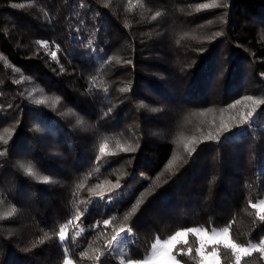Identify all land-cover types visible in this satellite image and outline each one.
I'll return each instance as SVG.
<instances>
[{
	"label": "trees",
	"instance_id": "trees-1",
	"mask_svg": "<svg viewBox=\"0 0 264 264\" xmlns=\"http://www.w3.org/2000/svg\"><path fill=\"white\" fill-rule=\"evenodd\" d=\"M246 97L264 101V0H0V264H119L122 229L125 259L195 227L264 247V104ZM197 248L190 232L173 253Z\"/></svg>",
	"mask_w": 264,
	"mask_h": 264
},
{
	"label": "snow or ice",
	"instance_id": "snow-or-ice-1",
	"mask_svg": "<svg viewBox=\"0 0 264 264\" xmlns=\"http://www.w3.org/2000/svg\"><path fill=\"white\" fill-rule=\"evenodd\" d=\"M199 8H208L210 7V5L208 4H202L198 6ZM217 36L220 35V33H216ZM38 44H41V46L44 45V43L46 42H41V41H37ZM52 56L55 57L56 53L53 52ZM127 88L121 89V91H127ZM245 99L247 100H252L254 105H260V104H264V101L261 100H255L252 97H246ZM38 103H41L42 101H37ZM237 103H239V101H237ZM254 111L255 109H253V111H249L246 116H244L241 119V123H245L246 121H248L250 118H253L254 116ZM205 139L207 140H212V139H217V137H213V136H208L205 137ZM117 147H121L119 144L117 145ZM187 147V146H186ZM107 148V143H104L100 146V152L103 154L105 149ZM123 151H135V148L132 147H127V148H123ZM99 159V157H98ZM25 172L29 175H35L33 168L32 167H27L24 169ZM39 180L44 181V182H48L49 181V177L48 176H40L37 177ZM261 204H264V201H261ZM252 207H257V205L253 204ZM136 211V207L134 206L131 210V212H129L126 216H125V220L128 219L129 216H131L134 212ZM9 215H11V213H9ZM259 219L261 221H264V215H260L258 213ZM105 225H107L109 222L106 220L104 221ZM126 230H121V233H123ZM199 229H187L184 231H178L175 233V235H173L172 237H170L168 240H165L163 242V245L166 247V251H159L157 250V245L160 244V241L157 240L156 243H154L152 245V253L149 257H147L144 261H129V264H150V262L152 261H159V264H168L169 261H176V257L172 255L171 253V247H174V245L172 244L173 241L177 240V237H181L184 236L187 232H199ZM121 233H117V236L113 237V241H117V238L119 236H121ZM215 230L213 231V236H215ZM223 237H225V239L222 241L223 243V247L225 249H231L232 253L236 256V264H239L240 262V255L239 254H243V255H249L250 254V248L254 251H259L261 253H264V247H260V246H254V245H250L249 247H245L242 245H238L235 242H233L231 239H227L228 234H229V229L228 228H224L223 229ZM60 238L61 240H63L65 238V232L63 230H61L60 232ZM261 245H264V240L261 241ZM217 249L215 247H213L212 252L209 253V256L214 257V261H209L206 257L201 256V261L200 264H218V260L219 258L215 256ZM196 252L199 254L201 253V248H197ZM239 253V254H238ZM65 264H71V261L66 260ZM176 264H179L178 261H176Z\"/></svg>",
	"mask_w": 264,
	"mask_h": 264
},
{
	"label": "rangeland",
	"instance_id": "rangeland-1",
	"mask_svg": "<svg viewBox=\"0 0 264 264\" xmlns=\"http://www.w3.org/2000/svg\"><path fill=\"white\" fill-rule=\"evenodd\" d=\"M258 209L259 210L261 209V204L258 205ZM189 229H199L200 230L199 232H191V233H193L197 237V240H198V248H201V253H199L200 258H201V256H204L209 261H214V257L209 256V253H211L212 250L209 251L207 249V247L210 244L222 243V241L225 239V237H223V234H222L224 228L206 230L204 228L195 227V228H189ZM125 230L126 231H124L123 233L120 232L121 233V236H119L117 238V241H113V240L111 241L110 247H109V251L111 253H116L118 255L119 264H129V261L130 260L131 261H144L147 257H149L151 255V253L153 251L152 246L144 254V256L142 258H140V259H137V260L125 259L124 256H125V254L127 252V247H128L129 241L131 240V232H130V230H128V229H125ZM184 230H187V229L186 228L179 229L176 232H178V231H184ZM214 230H215V233H216L215 236H213V231ZM176 232H174L172 235H170V236H168V237H166L164 239H156L153 242V244L156 243L157 240L160 241V244L157 245V250L162 251V252L163 251H166L167 249L163 245V242L165 240H168L173 235H175ZM188 233H190V232H187L184 236L177 237V240L176 241H173L172 244L175 246L178 242H182V241L186 240V237H187V234ZM65 238H66V232H65ZM227 239H230L229 234H228ZM250 245H254V244L253 243H249L247 245H242V246L249 247ZM173 248L174 247H171V253H172L173 256H175L174 253H173ZM251 250L252 249L250 248V251ZM239 255L242 256L243 254H239ZM215 256L218 257L217 253L215 254ZM66 260L71 261V264H74V262L72 261V259L68 256V254H66V257H65V259L63 261V264H65V261ZM176 261H178L179 264H184L183 262H181L177 258H176ZM176 261H169L168 264H176ZM150 264H159V261H152V262H150ZM218 264H219V260H218Z\"/></svg>",
	"mask_w": 264,
	"mask_h": 264
}]
</instances>
